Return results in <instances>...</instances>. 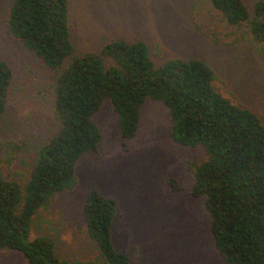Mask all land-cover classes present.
Instances as JSON below:
<instances>
[{"label": "rangeland", "instance_id": "obj_1", "mask_svg": "<svg viewBox=\"0 0 264 264\" xmlns=\"http://www.w3.org/2000/svg\"><path fill=\"white\" fill-rule=\"evenodd\" d=\"M14 1L0 0V59L14 75L0 118V161L8 141L24 144L13 165L2 164L6 176L13 172L24 185L41 146L59 126L54 111L58 72L12 36L8 20ZM254 2L246 0L251 11ZM69 20L75 55L100 53L106 44L123 40L145 42L157 68L173 59H200L213 69L216 90L264 123V42H256L247 26L231 27L211 0H69ZM94 121L103 136L98 152L81 157L76 186L40 211L31 240L51 238L58 255L71 264H103L84 220L86 199L97 190L117 203L113 243L122 253L136 248L131 264H226L204 199L191 193L194 176L188 165L203 162L204 152L173 142L164 103L149 100L143 106L138 133L126 143L109 100ZM0 264L29 263L6 250L0 252Z\"/></svg>", "mask_w": 264, "mask_h": 264}, {"label": "trees", "instance_id": "obj_2", "mask_svg": "<svg viewBox=\"0 0 264 264\" xmlns=\"http://www.w3.org/2000/svg\"><path fill=\"white\" fill-rule=\"evenodd\" d=\"M211 3L231 27L247 26L256 42H264V0H255L252 11L246 0ZM8 25L17 42L58 72L54 111L59 126L41 146L24 185L15 173L6 176L3 165H13L25 145L6 143L0 161V252L20 253L29 264H71L58 255L51 238L31 240L33 222L57 194L76 186L81 157L98 152L103 136L94 116L105 101L111 102L126 143L138 133L143 106L153 100L169 109L173 142L204 152L203 162L188 165L194 176L191 193L204 199L221 258L226 264H264V123L216 90L215 73L206 62L173 59L157 68L145 42L123 40L106 44L100 53L77 56L69 0H15ZM13 77L11 66L0 59V118ZM116 217L113 198L89 193L84 220L99 247L98 259L131 264L136 248L122 253L113 243Z\"/></svg>", "mask_w": 264, "mask_h": 264}]
</instances>
